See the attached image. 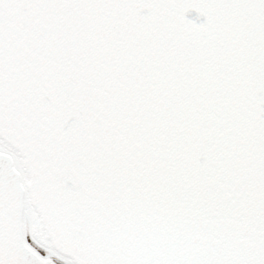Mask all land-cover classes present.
<instances>
[{"label": "snow or ice", "instance_id": "6c2138e0", "mask_svg": "<svg viewBox=\"0 0 264 264\" xmlns=\"http://www.w3.org/2000/svg\"><path fill=\"white\" fill-rule=\"evenodd\" d=\"M0 264H264V0H0Z\"/></svg>", "mask_w": 264, "mask_h": 264}]
</instances>
